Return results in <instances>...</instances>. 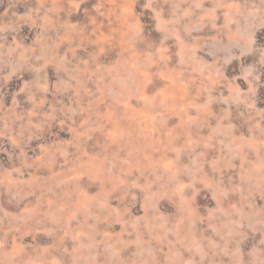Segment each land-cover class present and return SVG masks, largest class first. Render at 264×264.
I'll list each match as a JSON object with an SVG mask.
<instances>
[{"label":"rangeland","instance_id":"374dc122","mask_svg":"<svg viewBox=\"0 0 264 264\" xmlns=\"http://www.w3.org/2000/svg\"><path fill=\"white\" fill-rule=\"evenodd\" d=\"M0 264H264V0H0Z\"/></svg>","mask_w":264,"mask_h":264}]
</instances>
